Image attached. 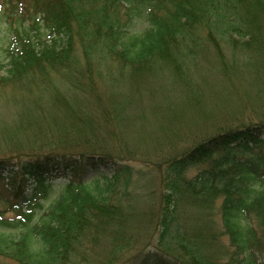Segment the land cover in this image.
<instances>
[{"label": "trees", "instance_id": "1", "mask_svg": "<svg viewBox=\"0 0 264 264\" xmlns=\"http://www.w3.org/2000/svg\"><path fill=\"white\" fill-rule=\"evenodd\" d=\"M2 19L1 83L33 84L49 67L89 94L97 60L125 92L114 112L76 113L51 147L0 156V264H264V114L162 126L171 134L145 156L121 137L154 79L181 87L202 117L205 57L235 88L241 68L264 74V0H0ZM101 166L114 173L86 177Z\"/></svg>", "mask_w": 264, "mask_h": 264}, {"label": "rangeland", "instance_id": "2", "mask_svg": "<svg viewBox=\"0 0 264 264\" xmlns=\"http://www.w3.org/2000/svg\"><path fill=\"white\" fill-rule=\"evenodd\" d=\"M8 27L5 19L0 20V62L5 64L8 62L5 49L11 39L7 31ZM230 47L225 44V50L231 58ZM94 63L95 70L101 71L103 75L101 78L97 77V90L89 94L83 92L84 90L79 91L70 87L65 78L60 76L63 70L52 68L49 74V67L42 70L43 78L33 84L24 80L18 84L0 82V156L16 153L19 150L29 152L31 147H35L36 150L46 148L48 145L51 147L55 142L49 141V138L54 139V134L62 130L63 125H67L66 122L72 121L76 113L81 112L94 117L104 109L114 112L116 100L119 102L121 94L125 92L124 81H118L116 76H113L114 68L107 70L104 63H98L97 60ZM203 64L205 66H199L195 70L197 82L195 85L202 93L197 102L207 112L205 111L202 117L197 116L191 107V98L182 95L181 87L175 86L174 83L170 84L167 76L164 81L154 79L152 89L156 90H153L149 96L135 98L127 108L131 119L124 120L126 126L121 133L123 141L127 143L125 148H136L139 150L137 154L145 156L142 147L145 149H153V146L161 147V139L163 142L168 139L171 133L163 137L162 126L169 124L174 128L191 130L194 127L193 121L204 124L211 120V124H214L228 117V119L237 118L239 123L241 121L247 123L248 118L256 120L264 114L263 73L255 74L251 67L241 68L238 79H235L239 88H235L234 80L232 79V83L226 80L212 65L213 62L211 64L210 56L205 57ZM83 66H85L84 61L81 67ZM7 69L8 66L0 71V78L6 75ZM154 110L158 116L150 119V114H153ZM173 115H178V120L171 121ZM144 119L148 121L140 124ZM141 136L145 139H140ZM16 143L21 144L16 146ZM11 148H14L12 152ZM110 148L113 151L120 149L114 144H110ZM241 154L248 156L249 153L240 151L238 155ZM210 164L208 161L205 166H211ZM134 166L139 167V165ZM197 170L194 168L191 174L196 173ZM113 173V167L101 166L94 171L89 169L86 177L100 178ZM57 174L60 175V171ZM64 178L58 177L56 181L66 182ZM145 180L146 183L140 182L138 186L145 187L149 177H145ZM117 185L118 189H122V181ZM223 241L228 242L225 238Z\"/></svg>", "mask_w": 264, "mask_h": 264}]
</instances>
